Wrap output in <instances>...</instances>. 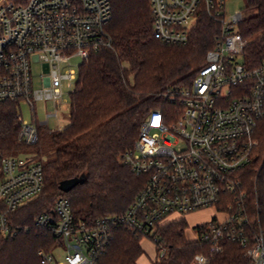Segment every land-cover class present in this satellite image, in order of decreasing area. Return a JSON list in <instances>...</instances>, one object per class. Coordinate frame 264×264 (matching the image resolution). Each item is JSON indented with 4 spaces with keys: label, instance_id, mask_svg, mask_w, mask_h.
<instances>
[{
    "label": "built area",
    "instance_id": "1",
    "mask_svg": "<svg viewBox=\"0 0 264 264\" xmlns=\"http://www.w3.org/2000/svg\"><path fill=\"white\" fill-rule=\"evenodd\" d=\"M226 2L151 0L157 39L186 44L203 8L220 24L216 43L190 85L165 90L164 100L172 107L153 109L134 147L124 153L123 162L145 178L128 209L88 222L78 219L70 200L60 196L36 216L33 227L52 235V243L64 238L67 250L57 260L51 250L40 249V264H97L118 228L158 244L164 221L199 211H211L212 217L198 224L190 239L210 254L198 253L195 264H207L224 250L225 241L239 243L249 264H264V178L254 199L242 175L253 161L256 131L264 118V58L254 67L247 64L250 39L239 28L244 16L229 14ZM112 18L111 0H0V101H23L35 111V101L51 100L55 110L41 123L51 117L59 121L60 110L71 111L64 82L77 78L76 70L64 72L62 65L74 56L85 62L93 52L111 47L106 28ZM259 36L264 43V31ZM39 61L50 70L39 75L42 86L37 88L33 66ZM20 122V141L36 143L37 124L21 114ZM30 157L5 154L0 147V238L31 229L10 219L44 187V164Z\"/></svg>",
    "mask_w": 264,
    "mask_h": 264
},
{
    "label": "trees",
    "instance_id": "2",
    "mask_svg": "<svg viewBox=\"0 0 264 264\" xmlns=\"http://www.w3.org/2000/svg\"><path fill=\"white\" fill-rule=\"evenodd\" d=\"M18 2L19 0H14ZM113 18L107 26L111 47L93 52L81 65L77 90L72 94L70 123L50 132L55 156L44 164V187L40 195L10 214L17 225L29 231L0 238V264H40L38 251L51 250L53 236L34 228L35 218L53 207L60 196L67 197L78 219L94 222L105 214H121L145 184L122 157L132 149L140 126L151 111L170 102L164 92L171 86L190 85L214 47L220 24L201 9L186 44H166L153 33L151 0H111ZM257 13L240 23L250 43L245 60L251 67L264 58V0H246ZM20 110L17 101H0V147L5 154H24L30 149L41 153L42 139L27 144L20 141ZM258 146L253 161L242 172L251 198L255 187L263 190L264 118L256 131ZM84 176L70 192L60 189L63 180ZM255 219H253L254 222ZM185 217L169 218L157 231L160 242L153 264H195L197 254L209 255L206 246L187 237ZM141 237L118 228L107 251L97 264H135L145 253ZM165 248L162 255L161 248ZM207 264H249L244 248L225 241L224 250Z\"/></svg>",
    "mask_w": 264,
    "mask_h": 264
},
{
    "label": "rangeland",
    "instance_id": "3",
    "mask_svg": "<svg viewBox=\"0 0 264 264\" xmlns=\"http://www.w3.org/2000/svg\"><path fill=\"white\" fill-rule=\"evenodd\" d=\"M226 10L229 14H234L237 12H242L244 18H248L257 13L255 9L247 8L246 0H227L226 2ZM84 63V60L81 56H74L70 59L68 63H64L62 65V69L64 72L69 69L76 70L77 78L74 81L65 80L64 82V101L70 102L72 100V95L70 94L72 90L75 88L76 84L79 80V72L80 67ZM50 70V66L45 62H35L33 66V73L37 76L35 87L39 88L42 86V81L39 79L40 74H48ZM35 111L31 110L29 104L21 101L19 103V109L21 116L33 123L35 122L38 126V130H40V135L42 139V149L39 154L36 149H30L26 151V154H29L31 160H41L42 162L47 161L55 156L56 147L51 142V134L50 132L59 130L58 125L61 124L64 127L70 123V111L68 110H60L59 113V121L55 117H51L48 124H42L41 121L46 119V115L48 113H52L55 110L54 102L51 100H38L34 102ZM59 123V124H58ZM258 140V139H257ZM259 141V140H258ZM173 217V216H172ZM186 219L189 222V231H195L194 222L205 220L203 217L199 216H190L186 215ZM154 241L150 238L144 237L142 239V244L146 250V252L155 251ZM54 245V246H53ZM51 251L54 253L57 260H63L65 256V252L67 250V244L64 238L61 240L52 243ZM155 253V252H154ZM197 258V257H196ZM196 261V260H195Z\"/></svg>",
    "mask_w": 264,
    "mask_h": 264
},
{
    "label": "crops",
    "instance_id": "4",
    "mask_svg": "<svg viewBox=\"0 0 264 264\" xmlns=\"http://www.w3.org/2000/svg\"><path fill=\"white\" fill-rule=\"evenodd\" d=\"M189 215L190 216L192 215V216H195V217L199 216V217H203L205 219V220H202V221L194 222L193 225H194V227H196L198 224H200L202 222L209 221L211 219V217H212V212L211 211H199V212L191 213ZM185 218H186V216H185ZM186 234H187V237L190 239L191 237L194 236L195 231H189V228H187ZM142 239H141V245H142L143 249L145 250V248H144V246L142 244ZM154 245H155V251H151V252L147 253L146 250H145V253L138 258V260H137V262L135 264H153V261L158 256L157 244L154 243Z\"/></svg>",
    "mask_w": 264,
    "mask_h": 264
},
{
    "label": "water",
    "instance_id": "5",
    "mask_svg": "<svg viewBox=\"0 0 264 264\" xmlns=\"http://www.w3.org/2000/svg\"><path fill=\"white\" fill-rule=\"evenodd\" d=\"M85 177H74L71 179L63 180L60 183V189L64 192H70L74 187H76L78 184L82 183L84 181Z\"/></svg>",
    "mask_w": 264,
    "mask_h": 264
}]
</instances>
